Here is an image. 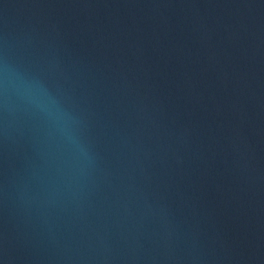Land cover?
Here are the masks:
<instances>
[{"label":"water","instance_id":"95a60500","mask_svg":"<svg viewBox=\"0 0 264 264\" xmlns=\"http://www.w3.org/2000/svg\"><path fill=\"white\" fill-rule=\"evenodd\" d=\"M0 264H264V0H0Z\"/></svg>","mask_w":264,"mask_h":264}]
</instances>
